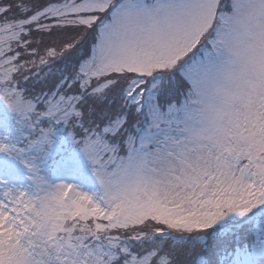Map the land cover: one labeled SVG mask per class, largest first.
I'll return each instance as SVG.
<instances>
[{"label": "snow or ice", "instance_id": "obj_1", "mask_svg": "<svg viewBox=\"0 0 264 264\" xmlns=\"http://www.w3.org/2000/svg\"><path fill=\"white\" fill-rule=\"evenodd\" d=\"M0 264H264V0H0Z\"/></svg>", "mask_w": 264, "mask_h": 264}]
</instances>
